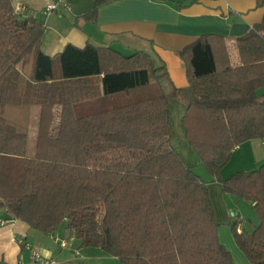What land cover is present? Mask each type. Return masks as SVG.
Listing matches in <instances>:
<instances>
[{
  "label": "trees",
  "instance_id": "trees-1",
  "mask_svg": "<svg viewBox=\"0 0 264 264\" xmlns=\"http://www.w3.org/2000/svg\"><path fill=\"white\" fill-rule=\"evenodd\" d=\"M111 1L95 0L83 18ZM16 2L0 0V209L8 219L43 233L66 221L82 248L123 264H235L208 183L172 145L171 105L180 100L190 151L226 194L254 204L260 223L239 232L235 221L233 234L251 264H264V164L221 177L236 147L264 137V19L237 37L239 66L222 35L180 50L189 84L177 87L142 51L125 57L69 43L47 55L44 24L18 14ZM10 106L39 108L32 156L28 135L4 115Z\"/></svg>",
  "mask_w": 264,
  "mask_h": 264
},
{
  "label": "crops",
  "instance_id": "crops-1",
  "mask_svg": "<svg viewBox=\"0 0 264 264\" xmlns=\"http://www.w3.org/2000/svg\"><path fill=\"white\" fill-rule=\"evenodd\" d=\"M58 1L16 2V6L24 7V17L34 15L44 24L42 51L47 55L56 57L69 43L81 48L87 44L106 47L125 57L142 51L150 55L158 65L166 66L177 87L189 84L180 50L201 35H222L225 37L233 66H239L241 58L236 45L237 37L246 34L264 19V3H261L263 0H112L98 8L93 20L83 17L94 9L95 0H65L51 14L44 12L47 5ZM54 70L56 77H60L58 58L54 60ZM171 111V121L174 123V119H178L180 133L185 137L187 145L186 154L179 153L188 165H192L190 163L193 156L182 123L187 106L180 100H174ZM234 159L247 160V165H251L241 166L243 168L238 172L258 169L264 164L262 138L248 140L236 147L228 165ZM208 183L215 214L217 209L221 208L223 215H229L231 206L222 183L213 179ZM230 211L232 215L239 216L234 209ZM240 219L239 216L236 222ZM2 221L6 223L1 224ZM244 226L245 223L242 231ZM53 233L64 240L66 245L62 246L60 242L55 241L51 233L37 231L21 220L8 219L6 211L0 209V264H38L33 258V249L56 259L58 264H87L88 260H91L90 253L82 251L80 241L73 234H62L58 230ZM19 238L23 239L24 243H20ZM98 254L95 259H102L101 264H123L117 257Z\"/></svg>",
  "mask_w": 264,
  "mask_h": 264
},
{
  "label": "rangeland",
  "instance_id": "rangeland-1",
  "mask_svg": "<svg viewBox=\"0 0 264 264\" xmlns=\"http://www.w3.org/2000/svg\"><path fill=\"white\" fill-rule=\"evenodd\" d=\"M264 92V88L260 90V94ZM2 113L0 108V114ZM5 117L13 124H15L20 131L25 132L28 135L29 140V148H28V154L30 156L34 155L35 153V147H36V140H37V124L39 120V108L36 106H10L7 107L4 112ZM172 122V121H171ZM176 137L172 141L173 147L178 151L186 154L187 145L185 144V137L180 133V126L178 119H174V123H172ZM193 156V161H191L190 164H192L193 171L199 175L204 181L207 183L212 181L213 176L208 171L207 166L204 162H202L199 157L194 153L191 152ZM185 157V156H184ZM189 163V161H187ZM247 160L241 161L234 159L231 164H227L221 171V177L224 176V178L231 176L232 174L238 172V170H241V166H251L247 165ZM243 163V165H240ZM251 168V167H248ZM260 168V167H259ZM250 170L253 169H249ZM209 184V183H208ZM226 198L230 203L229 207V215H223L222 209H217L216 211V219L219 223L218 226V233L221 242L226 246V248L232 253L234 263L235 264H251L246 254L240 249L238 246L234 234H233V225L232 223L237 221L240 216V220L238 224L241 222L245 223L244 231L250 232L253 231L254 228L260 223V217L259 214L253 205L252 202L237 197L232 194H226ZM217 200L215 199V202ZM231 209L235 210V213L239 216L232 215ZM59 233H66L68 232L67 229V222H63L60 227L57 229ZM84 253L88 252L90 253L89 256L91 260H88L87 264H101L102 259H95L98 255H105L101 250L98 248H81ZM94 251V252H92ZM94 258V259H93ZM111 259H115L111 257ZM93 260V261H92ZM87 261V260H86ZM118 261V260H116Z\"/></svg>",
  "mask_w": 264,
  "mask_h": 264
},
{
  "label": "built area",
  "instance_id": "built-area-1",
  "mask_svg": "<svg viewBox=\"0 0 264 264\" xmlns=\"http://www.w3.org/2000/svg\"><path fill=\"white\" fill-rule=\"evenodd\" d=\"M64 2H65V0H59L57 3L49 4L44 9V12L49 15L53 11H55L59 5H61ZM23 10H24V7H22L20 5L16 6V11H17L18 14H20V15L23 14L22 13ZM262 142L264 143V137L262 138ZM5 223H6L5 221L1 222V224H5ZM242 228H243V222H240L239 225H238V231L242 232ZM51 235L53 236L55 241L60 242L62 246L66 245V242L64 240H61V238L59 236H56L53 232L51 233ZM19 242L20 243H24V240L19 238ZM26 245L28 247H30L29 244H26ZM32 254H33L34 260L38 264H58V261L56 259L51 258V257H47V256L43 255L40 251H37L35 249L32 250Z\"/></svg>",
  "mask_w": 264,
  "mask_h": 264
}]
</instances>
